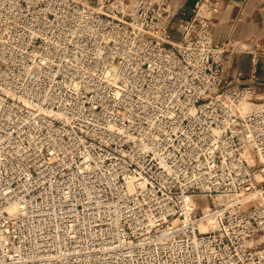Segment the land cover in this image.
Segmentation results:
<instances>
[{
	"label": "built area",
	"instance_id": "built-area-1",
	"mask_svg": "<svg viewBox=\"0 0 264 264\" xmlns=\"http://www.w3.org/2000/svg\"><path fill=\"white\" fill-rule=\"evenodd\" d=\"M222 5L0 0V264H264L262 81L227 76Z\"/></svg>",
	"mask_w": 264,
	"mask_h": 264
},
{
	"label": "crops",
	"instance_id": "crops-1",
	"mask_svg": "<svg viewBox=\"0 0 264 264\" xmlns=\"http://www.w3.org/2000/svg\"><path fill=\"white\" fill-rule=\"evenodd\" d=\"M167 1L172 13L190 16L197 0ZM222 4L214 36L232 49L227 76L236 80L241 75L245 82L261 79L258 87L264 94V0H222Z\"/></svg>",
	"mask_w": 264,
	"mask_h": 264
},
{
	"label": "rangeland",
	"instance_id": "rangeland-1",
	"mask_svg": "<svg viewBox=\"0 0 264 264\" xmlns=\"http://www.w3.org/2000/svg\"><path fill=\"white\" fill-rule=\"evenodd\" d=\"M174 37L175 38H179V35L176 33V32H174ZM257 165H259V162L257 161L256 162V165L255 166H257ZM258 172V171H257ZM258 173H260V172H258Z\"/></svg>",
	"mask_w": 264,
	"mask_h": 264
},
{
	"label": "bare ground",
	"instance_id": "bare-ground-1",
	"mask_svg": "<svg viewBox=\"0 0 264 264\" xmlns=\"http://www.w3.org/2000/svg\"><path fill=\"white\" fill-rule=\"evenodd\" d=\"M250 153V152H249ZM251 154V153H250ZM249 154V155H250ZM252 155V154H251ZM248 158L252 161V159L248 156ZM258 177H261V175L258 173Z\"/></svg>",
	"mask_w": 264,
	"mask_h": 264
}]
</instances>
